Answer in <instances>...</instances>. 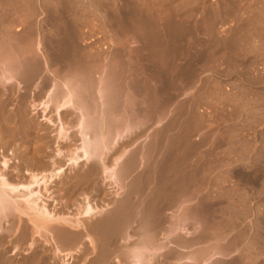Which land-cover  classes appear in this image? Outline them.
<instances>
[{"label":"rangeland","instance_id":"rangeland-1","mask_svg":"<svg viewBox=\"0 0 264 264\" xmlns=\"http://www.w3.org/2000/svg\"><path fill=\"white\" fill-rule=\"evenodd\" d=\"M0 48V64L12 61L21 72L8 90L0 85V161L21 166L19 177L29 179L26 170L47 177L40 165L56 150L63 167L79 138L71 110L55 116L52 107L38 108L40 84L27 90L25 72L59 80L74 62L92 70L111 64L121 87L129 85L123 94L134 128L106 164L124 175L122 188L81 162L40 190L55 215L77 216L87 198L101 217L83 220L84 228L56 224L48 243L18 223L6 232L4 224L0 264H126L121 227L129 228L123 244L133 246L142 221L163 229L180 204L201 218L209 208L211 221L198 231L215 230L211 246L236 243L239 253L230 251L227 262L264 264V0H0ZM105 218L114 226L109 238L95 227ZM186 227L177 234L182 240L194 231ZM161 230L156 239L166 245L153 264H174L169 252L177 249Z\"/></svg>","mask_w":264,"mask_h":264},{"label":"bare ground","instance_id":"bare-ground-1","mask_svg":"<svg viewBox=\"0 0 264 264\" xmlns=\"http://www.w3.org/2000/svg\"><path fill=\"white\" fill-rule=\"evenodd\" d=\"M30 48L32 49V47ZM25 49L23 47L21 49L19 48L21 53H24V51H29V49ZM11 62L12 61L5 62V64H0V85L3 87L6 86V88L7 86L9 87L11 85L10 83H13L17 79V77H20L19 74H21L19 70L16 71L17 73L15 72V69L11 70V65L15 66L14 62L12 64ZM74 63L75 66H67V70L63 72L59 80H52V78H50L51 80H47L44 75L38 76V72L36 73V71L25 72L26 74H22V84L23 86H25V88H27V90L30 86L32 87V84H34V82H36L33 85L35 88H37V84H40L36 96L42 97L43 100H45L44 102L39 103L38 105V108L40 106L44 114L45 112L49 111L51 107L53 108L55 116H59L62 111H72V113L74 114L73 122L75 123L74 125L77 130V136L79 137L78 147L76 150L74 149L75 151L67 154V158L63 167L58 166L59 160L62 159L61 151L59 150H56V155L53 157V159H49V164L40 165V163L36 162V164H39L42 168L46 166L49 168L50 172L48 175L46 174L47 177L44 175L38 177L36 173L26 170L27 174L29 175V179L25 180L21 176L19 177V169L21 166L19 168L13 167L11 169L8 166L9 161H0V231L3 229L4 224H7L8 226L6 227L8 228L6 229L5 227L6 232H10V228L13 227L15 223H18V225H22L23 228H25L26 233H24L26 234V236L30 235L31 237L34 236V234L37 235L39 233L41 235L40 237L43 238L46 243H48V241L54 242L52 236L54 233H56L54 230V225L56 224L71 228H77L83 227V220H92L94 218L101 217L99 216L102 215L100 214L101 210L97 209L94 204H91V202H89L87 198L84 199L82 206L80 205V207H78L79 214L77 216L75 215L74 217H68L55 215L54 212L47 209L46 203L44 202L43 196L41 194L40 190L45 191V188L47 186H49L53 181L60 178L65 169H67L68 167L75 168L81 162L93 164L96 169L101 172L102 175H105L109 180H112L113 184H117L120 187L121 184H123L122 181L124 179V175L119 170H117L116 166L108 168L106 164L108 158L116 152L119 144L122 143L128 136L132 135L134 131V128L132 127L131 123L132 119L128 117L130 115H127V113L129 112L128 105L130 101H128L127 98L128 93L123 94V90H127L126 88L129 85L125 83V87H121L120 80H118L119 77L117 78V75L114 76L112 71L108 70V66L111 64H109L108 66L99 65L100 67H94V69L92 70L84 68L86 67L84 66V64L79 65L78 62ZM34 66L32 67L31 65L32 68L30 69L33 70L34 68L37 70L38 67L35 66V68ZM39 70H41V67ZM93 74H95L96 76L93 77ZM160 79V81H162L161 77ZM151 94H154L156 96V100H158V91L155 90ZM23 96L22 99L25 101L27 97ZM152 99H154L153 96ZM159 100L161 102V98H159ZM131 106L132 105H130V108ZM161 106L162 105L160 104V116L158 115V118L156 120L158 124L165 119ZM121 114L123 115L120 116ZM168 116L169 113L167 117ZM29 128L30 127H27V129ZM58 134L60 136V138H58L60 139V141L63 142V140H67L66 136L68 132L64 130L63 126L59 128ZM114 162H116L115 159ZM15 166L17 167V165ZM3 170H6V172L10 173L9 177L3 176ZM207 208L208 207H203L202 209H200V212H202L201 214L204 215L201 218L199 216H193L192 214H189L190 209L187 204H180L176 209L177 214L174 215L168 221V224H166L165 227L163 226V229H159L160 224L156 223L155 220L153 221L154 223H150L148 222V220L144 222L142 221V224H140L141 226L139 227V234L137 235L135 240V244L133 246L131 245L130 247H127L125 245L126 243L123 244V242H127V240L130 239L129 235L127 236V230L129 229L128 225H123L120 229L121 235L119 236V242L123 241L120 249V258L123 259L124 263L126 264H153L154 261H156L155 259L158 258L157 255L159 256L160 254H162L164 252L163 250L165 249L164 246L166 244L162 245L157 241L158 239H156V237H158V231L162 229L161 234L163 235L164 240H166L167 243L170 242L169 244L171 245V247L177 249L176 251L169 252V257L173 259L172 263L174 264H235L236 262H233L235 260H230L231 262H227L229 258H231L229 256V258L227 259V256L230 251L231 254L235 253V251L236 253H239L235 245L236 243L234 244V242L231 240L234 246L231 245L229 242L228 243L231 246H227L228 243H226V245L224 244L226 247H224L223 244V247L219 246L221 245V242L218 246H214V244L216 243L212 244L213 246H211V243H213L215 241L214 239L216 238V234L214 235L215 230H210L213 232L205 233L203 231H200L203 232V234L198 235V233H200L198 230H201L202 228L201 225H205L206 222L210 223L211 221L210 217L212 216L210 214L209 208ZM197 212L199 211L197 210ZM110 221L111 219L109 220L108 218H105L96 222L97 225L95 224V227L96 230L100 233V235H104L105 237L109 238V235L112 232H110V230H112L111 227L113 226ZM187 225H193L194 231L188 233L190 236H187V240H182L183 237L182 239H180L177 234L178 232H180V230H185V227ZM27 226H30L29 230H27ZM161 226L162 225H160V227ZM211 227L212 226H210V228ZM74 238L71 241L73 243L75 241ZM85 239L94 246V241L92 240L94 238L91 239L87 236ZM212 240L214 241L212 242ZM109 241L111 240L109 239ZM81 243L82 242H80V245ZM56 245L54 250L55 254L59 252V247L61 246L59 244L58 246Z\"/></svg>","mask_w":264,"mask_h":264},{"label":"water","instance_id":"water-1","mask_svg":"<svg viewBox=\"0 0 264 264\" xmlns=\"http://www.w3.org/2000/svg\"><path fill=\"white\" fill-rule=\"evenodd\" d=\"M138 127H137V125H136V128H135V130L137 129Z\"/></svg>","mask_w":264,"mask_h":264},{"label":"flooded vegetation","instance_id":"flooded-vegetation-1","mask_svg":"<svg viewBox=\"0 0 264 264\" xmlns=\"http://www.w3.org/2000/svg\"><path fill=\"white\" fill-rule=\"evenodd\" d=\"M8 171H10V170H8ZM11 171H13V170H11ZM165 226H166V225H165ZM165 226H164V227H165Z\"/></svg>","mask_w":264,"mask_h":264}]
</instances>
